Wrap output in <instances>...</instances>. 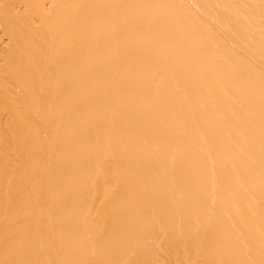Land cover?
<instances>
[{
	"label": "bare ground",
	"instance_id": "6f19581e",
	"mask_svg": "<svg viewBox=\"0 0 264 264\" xmlns=\"http://www.w3.org/2000/svg\"><path fill=\"white\" fill-rule=\"evenodd\" d=\"M16 1L9 5L16 4L13 8L20 16L1 7L0 17L7 27L2 30L16 43L15 51L28 47L36 60L27 85L28 90L38 88L28 94L31 106L57 113L54 119L61 133L49 141L53 152L45 169L54 166L49 184L52 182L51 189L57 194L49 197L56 198V203L53 198L49 201L54 200L58 207L57 211L51 209L53 214L45 208H40V213L45 215L43 220L48 214L49 221L54 216L56 226L50 221L52 229L50 224L49 230L45 227L47 234L58 225L52 233L60 231L65 237L55 235L59 241L63 239L60 243L51 233L47 236L48 240L56 238L53 243V239L39 241L43 229L39 228L38 235L31 229L35 230L41 215L33 212L35 216L29 218L37 221L31 224L25 217L28 212L23 214L25 209L18 204L20 214L29 221L24 220L25 226H35L27 225L28 234L24 235L35 236L24 244L28 260L21 254L24 249L17 251L22 260L14 254L19 261L12 256L7 258L9 263L156 264L154 258L162 255L172 260L165 264H180L181 260L187 264H246L245 238L240 241L229 235L237 237L238 231L254 226L262 231L264 264V61L258 57L264 54V0H38L37 7L35 0H28L32 8L42 11L37 12L44 20L35 23L43 25L38 30L48 31L39 43H29L24 34L26 17L28 20L38 10L31 8L32 3L27 9ZM16 6L22 9L17 11ZM24 12H29V18V14L22 17ZM44 42L58 47L47 54V67L59 66L61 70L40 77L45 69L37 60V50ZM64 47L67 54L63 56ZM3 74L5 71L0 72V86L5 91L8 86L14 88L3 93L14 96L8 97L12 103L4 100L12 104L9 110L20 109L15 121L21 143L32 141L38 151L41 141L37 133L23 129V122L33 117L26 112V100L18 101L23 88L15 91L12 73L10 80ZM11 77L14 83L9 82ZM3 112L0 118L7 116ZM39 116L47 118L45 113ZM104 120L111 124L103 127ZM5 129L4 133H10ZM112 131H120L121 137L101 140L103 133ZM4 140L6 145L0 149L8 145L5 149L9 150L8 137ZM33 145L29 155L34 153ZM105 151L113 165H105ZM18 161L24 162L23 158ZM19 162L25 169L27 164L23 167L25 163ZM16 180L18 184V177ZM11 187L4 184L5 194ZM255 192H262V197L251 198ZM13 196H8L10 202ZM0 197L3 203L4 196ZM255 204L259 205L256 209H249ZM13 210L8 211H12L11 217ZM44 211L49 212L47 216ZM18 216L14 220L23 219ZM41 219L44 226L46 220ZM2 225L0 229L6 230V224ZM4 231L0 234H8ZM4 239L6 245L8 238ZM146 241L148 246L155 243L165 255L154 257L156 248L152 247L151 258ZM126 250H135L136 255ZM53 255L56 261L51 263ZM13 259L17 263H12ZM163 259L159 264L166 261Z\"/></svg>",
	"mask_w": 264,
	"mask_h": 264
},
{
	"label": "rangeland",
	"instance_id": "374dc122",
	"mask_svg": "<svg viewBox=\"0 0 264 264\" xmlns=\"http://www.w3.org/2000/svg\"><path fill=\"white\" fill-rule=\"evenodd\" d=\"M7 1H10V0H7ZM6 1V2H7ZM14 1H16V0H14ZM14 1H12L13 2V4L15 3ZM18 1V4H21L20 2H22L23 3V7H25V8H27L28 6H30V4L32 3V2H30L29 4H28V0H27V5H26V2L24 1V0H21V1H19V0H17ZM16 1V2H17ZM33 1V0H32ZM38 0H35L34 1V4L36 5L35 7H37V3H35V2H37ZM3 2V3H2ZM4 2L5 1H1L0 0V12L1 11H3V9L1 10V7L3 8L4 6L5 7H7L10 11H11V13H14V14H16V15H19V13L18 12H16V10L13 8L14 6H12L13 4H12V2H11V7H9L10 5H9V3L7 2V4L9 5V6H7V5H5L6 4V2H5V4H4ZM24 2H25V4H24ZM69 3H72L71 1H68ZM2 3V4H1ZM2 5V6H1ZM21 6H22V4H21ZM21 6H19L20 8H21ZM33 7V3H32V6H31V8ZM16 8H17V11H20L21 9L20 8H18L17 6H16ZM42 7H40V9H41ZM13 9V10H12ZM20 9V10H19ZM28 9V8H27ZM30 9V8H29ZM32 9H34L35 11L36 10H38V8H32ZM31 9V10H32ZM34 10H32V12L34 11ZM28 10H25V12H27ZM35 11H34V13H35ZM42 12L41 10H38V11H36V14H33V15H31V17L29 18V16H30V14H29V12L27 13V15H28V20H27V15H25V12H24V15H22V17L23 16H25L26 17V21L28 22V23H26L27 24V28H25V30H24V34L25 35H27L26 37H27V39H28V41H29V43L31 42V43H39V42H41L42 40H43V38L45 37V35H47L48 34V31H39L38 29L39 28H41V27H43V25L41 26V24L42 23H39L40 25H37L38 23L37 22H40V21H44L43 20V18H42V15H40V14H38L37 12ZM31 13V12H30ZM2 15V13L0 14V16ZM20 16V15H19ZM42 18V20H40ZM3 20V16L2 17H0V26L2 27H0V54L2 55V56H0L1 58H0V67H2V68H0V72H2L3 73V71H5V74H3V75H1V76H3V78L5 77L6 79H9L10 80V73H12L11 75H13L12 77H13V79L15 80V83H14V81L12 80V77H11V81H9V82H13L14 83V85H11V86H15L16 87V89H15V91L17 90H19L21 87L23 88V94L21 95L20 94V99L21 100H18L19 102L21 101H23V103H24V100H26L25 101V103H27V104H25L24 103V106L25 107H27L28 109H26L27 111V113H28V115L29 116H33L32 118H31V120H27L28 122H23V129H24V127H25V129H27V128H31L32 130H34L36 133H37V139H38V141H41V144L38 146V148L40 147V149L38 150V151H36L35 150V146L33 145V143H31L32 141H26V142H24L23 141V143H21L22 141L21 140H23V138H21L19 135V133H17V132H19V129H18V127H16V123H17V121H15L16 120V117L18 116V110H20V109H18V110H16L15 111V109L14 108H10V110H9V106L11 107V99L12 98H14V96H10V94L9 95H7V97L6 96H3V95H5V94H3L4 93V91H5V89H4V87L2 88V86H0V106H1V108H0V114H2V112L3 111H5V112H3V114H4V116L7 114V116H10V117H7V116H5V117H7V118H9V119H11V121L8 119V121L6 120L7 118H5V117H3L2 115H1V117L2 118H0V119H2V120H0L1 121V124H0V141H1V138H2V136H6L7 135V133H4V131L6 132L7 131V129H5V128H9L8 130L10 131V133H8L9 135H7V137H8V140H6V141H9L8 143H10V145H11V147H10V145H9V150H6L7 149V147H8V145H7V147H5V148H3V149H0V171H2L3 173H1L0 174V189H1V192H3V193H0V195H2V196H4V199L2 200V202L3 203H0V204H2V205H0V206H3V207H1L0 208V225L1 226H3L2 224H4V226H5V224H6V230H8V228H7V226L9 227V231L7 232L5 229V231L4 230H2V229H0L1 230V232L2 231H4V232H7L8 234H0V237L2 236V241H0L1 243H3V240H5L4 238H8V240H7V243H6V245H4L5 244V242L3 243V244H1L0 243V245H2V248H3V250H2V248L0 247V257L2 258V256H3V253H2V251H5L4 252V254H5V257H3L4 259H2L1 261H0V264H4L5 262H7V264H10L11 263V261H10V263H9V260H11L12 259V256H13V258H16L17 259V262L21 259L22 260V256L24 257H26V260H28V258H27V256H26V254H25V252L27 251V249H25V243H27L28 241H27V239H29V238H31V237H33V235L34 234H31L32 236H30V235H28V236H30V237H26L24 234H25V232L28 234V232H27V230H26V227H27V229L29 230V228H28V226L27 225H29L30 226V223L29 224H27L26 226H25V222H29V221H26L23 217H24V215H21L22 213L23 214H25L26 212H28L27 214H26V219H28L29 218V216L30 217H32V216H35V213L32 215V213L33 212H37L38 213V216H42L43 214L42 213H40L42 210H44V208H45V210H47L48 209V211H50L51 209L52 210H54V209H56L58 206H56V198H53V197H49V196H55L56 194H57V192L55 193V190H54V187H53V189H51L52 188V186L51 185H53L52 184V182H51V184H49V181H50V179H51V177H52V170H53V167L54 166H52L51 165V168L48 170H46L45 169V162H46V160L47 159H49L52 155V152H53V147H52V144L49 142V141H51L52 140V138L51 137H54V135L55 134H59V133H61V130H58L57 128H58V126H59V124H58V122H55V115L57 114L56 112H51V110L48 108L46 111H37V110H35L34 108H33V106H31L32 104H33V102H32V100H30L29 98H32V97H28V94H31V92H34L35 90H37L38 88L37 87H35V88H32L33 90H28L27 89V85L30 83V81H31V79L33 78V75H32V73L34 72V65L36 64V60H34V59H32V57L30 56V54L28 53L29 52V48L28 47H25V48H23V50L21 51V52H23L22 54H21V52H18V51H15V49H16V47H15V45H13V43L14 44H16L13 40H12V38L10 39L9 38V36L11 37V35L9 34H6V32H7V30H6V32H4L5 30H4V28L5 29H7V27L5 26V25H3L4 23H5V21H2ZM40 20V21H39ZM2 21V22H1ZM35 23H37L36 25H35ZM43 23H45V22H43ZM31 24H33L34 26H32ZM4 31H3V30ZM63 29V28H62ZM9 33V32H8ZM43 33V34H42ZM45 34V35H44ZM5 35H7V36H5ZM13 42H12V41ZM12 43V45L14 46V49H13V46L12 45H10ZM40 46V48H39V50H37V52H38V57H39V59H37L40 63H41V65H42V67L45 69V71H43L42 72V74L40 75V77H45V76H52L53 74H55L56 73V71L58 72V71H60L61 69H60V67L59 66H48L47 67V63H46V58H47V54H49V53H51L52 54V52H56V50L58 49V47H56V46H54V45H52L51 43H49V42H44V43H42V44H39ZM7 46V48L6 49H8V51L5 49L4 50V48L3 47H6ZM10 46V47H9ZM9 47V48H8ZM12 50H14V51H12ZM12 52H14V53H12ZM18 52V53H17ZM35 52V51H34ZM4 53H5V55H4ZM11 54H12V56H11ZM25 54V55H24ZM37 53L35 52V55H36ZM60 54H62L63 56L65 55V54H67V48L66 47H64V48H62V50H61V53ZM58 55V54H57ZM57 55H54V56H57ZM263 56H264V54L263 53H261V54H259V60H263L264 61V58H263ZM21 57V58H20ZM9 58H11V59H9ZM16 59H17V61H16ZM69 59V58H68ZM15 60V61H14ZM18 60H20V61H18ZM63 60H64V58H63ZM2 62V63H1ZM4 62V63H3ZM19 62V63H18ZM15 63V64H14ZM9 65V66H8ZM14 65H15V67H14ZM21 66V67H20ZM26 66V67H25ZM29 66L31 67L30 69H28L29 68ZM33 67V68H32ZM47 67V68H46ZM5 69V70H4ZM8 69H9V71H8ZM13 69H15V71L13 70ZM12 70V71H11ZM29 71V73H28V71ZM32 70V71H31ZM22 71V72H21ZM14 72H16L15 74H18V75H16V76H14ZM18 72V73H17ZM8 73V74H7ZM20 73V74H19ZM31 73V74H30ZM7 74V75H6ZM27 74H29V77H28V75ZM34 74V73H33ZM8 78H7V77ZM22 76V77H21ZM30 76H32L31 77V79H30ZM17 79H16V78ZM2 77H1V79H3ZM26 80V81H25ZM30 80V81H29ZM1 81V80H0ZM5 82H7L8 83V85H10L9 84V82H8V80L6 81L5 80ZM4 81H2V83H1V85H4V83H5ZM18 82V83H17ZM22 82V83H21ZM6 83V84H7ZM5 84V85H6ZM24 85V86H23ZM7 86V85H6ZM5 86V87H6ZM10 86V87H11ZM8 88H9V86H8ZM6 88V91H8L9 89H11V88ZM18 88V89H17ZM8 89V90H7ZM12 90H14V88H12ZM12 90H10L11 92H13ZM5 91V92H6ZM16 93V92H15ZM2 95V96H1ZM17 95H19V94H17ZM24 95H26V96H24ZM8 97H12V98H8ZM15 97H16V95H15ZM18 97V99H19V96H17ZM22 97V98H21ZM24 97V98H23ZM3 98V99H2ZM26 98V99H25ZM4 99H7V101L9 100L11 103L9 104V103H7L6 102V100H4ZM3 101V102H2ZM8 101V102H9ZM15 101H16V98H15ZM29 103V104H28ZM5 104H6V107H5ZM3 106V107H2ZM8 107V108H7ZM6 110H5V109ZM24 108V107H23ZM2 109H4L3 111H2ZM18 111V112H17ZM30 111V112H29ZM12 112V113H11ZM6 113V114H5ZM24 113H25V111H24ZM30 113H31V115H30ZM45 113V115H46V117L47 118H43V119H41L40 117L41 116H39V115H42V114H44ZM9 114V115H8ZM16 115V116H15ZM33 119V120H32ZM4 120H6V121H4ZM13 121V122H12ZM30 121V122H29ZM5 122H7L6 124H9L10 123V126H7V125H5ZM9 122V123H8ZM110 125L111 124V122L110 121H106V120H104L103 121V127L105 126V125ZM11 125H12V127H11ZM14 126V127H13ZM240 128H242V127H240ZM13 129V130H12ZM15 129V130H14ZM243 129V128H242ZM13 133V134H12ZM12 135V136H11ZM16 135V136H15ZM114 135L115 136H119V137H121V132L119 131V133L118 132H115V133H113V131L111 132V133H108V134H105V133H103V136H102V138H101V140H103L104 139V137H106V138H111V137H114ZM7 137H3L4 139H6ZM4 139H2V141L0 142V148H2V147H4L6 144H4V142L3 141H5ZM21 139V140H20ZM3 142V144L4 145H2L1 143ZM5 143H7V142H5ZM7 143V144H8ZM22 144V145H21ZM34 146L33 147V151H34V153L32 154V155H29V150H30V148H31V146ZM21 147H22V150H21ZM5 149V150H4ZM17 149V150H16ZM107 149V148H106ZM19 150V151H18ZM106 153H105V165H109L110 164V162H111V164L113 165V161H112V159H111V157H109L108 156V153H107V151H105ZM23 155V156H22ZM28 157H30L29 159H31L32 161H33V163H30L29 162V159H28ZM17 158V159H16ZM22 158H23V160H24V162H22V161H18L19 163H20V165H22V163L24 164L23 165V167L24 166H26V164H27V166L25 167V169L24 168H22V166L20 167V166H18V162H17V160H22ZM25 158V159H24ZM102 158H103V155H102ZM119 163H120V161H119ZM142 163H145V160H144V157L142 158ZM17 164V165H16ZM18 166V168H16ZM14 169V168H16L17 170H15L14 169V173H15V176H12L13 175V170L12 169ZM20 168H22V169H20ZM20 170H24L22 173H23V175H21V176H19V171ZM71 171V170H70ZM213 172H215L216 173V170H215V168L213 169ZM21 174V173H20ZM217 174H218V172H217ZM76 175H78V174H76ZM63 176V174L61 175V177ZM14 177V178H13ZM17 177H18V184H15V183H17V180L15 181V179H17ZM21 177V179H19ZM224 177L226 178V176H225V174H224ZM14 180V181H13ZM25 180V181H24ZM14 183H13V182ZM55 181V180H54ZM1 182H3L4 184H5V186H7L8 187V185H10V187L11 188H7V189H11V191L10 190H8V191H10V193H7V194H5L6 192H5V189H3V187H4V184H2ZM9 182V183H8ZM10 182H11V184H10ZM25 182V183H24ZM55 184H56V181L54 182ZM8 184V185H7ZM2 185H3V187H2ZM15 185V186H14ZM14 186V187H13ZM23 186H25V188H23ZM51 186V187H50ZM55 187H56V185H55ZM15 188V189H14ZM23 190H21V189ZM48 188H50V189H48ZM14 191H13V190ZM17 189V190H16ZM93 189V188H92ZM94 189L95 190H97V191H99L98 190V188L97 187H94ZM93 189V190H94ZM26 191V194L27 193H29V195L27 194H25V191ZM90 190V189H89ZM94 190V192H97V191H95ZM248 190H249V194H251V190H250V188H248ZM7 191V190H6ZM7 191V192H8ZM21 191V192H20ZM50 191H51V193H50ZM14 192V193H13ZM22 192H24V193H22ZM15 193H16V195H15ZM20 193H22V194H20ZM9 194V195H8ZM50 194H52V195H50ZM6 195H8V196H13L12 197V199H11V202H10V199H8V196L6 197ZM21 195V196H20ZM24 195L26 196V198L24 197ZM71 195H73V194H70V197H71ZM19 196V197H18ZM21 197V198H20ZM49 197V198H48ZM94 197H96V198H98L97 196H94ZM100 197V196H99ZM260 197H262V192H255V194L253 193L252 195H251V198H260ZM3 198V197H2ZM13 198H18L17 200H15V201H17V203L15 202V201H13ZM45 198V199H44ZM46 198H48V202L49 203H51V205L50 204H48L47 205V203L48 202H45V201H47L46 200ZM50 198H53V199H55V203H54V200L51 202V201H49V199ZM72 198V197H71ZM21 199H22V201H21ZM24 199V200H23ZM9 200V204H8V201ZM45 200V201H44ZM0 201H1V197H0ZM23 201H25V205H24V203H22ZM7 202V203H6ZM15 202V203H14ZM8 204L7 206H6V204ZM10 203L12 204L11 206H12V208L14 209L13 211L15 212V214H13V216L14 217H11V215L9 214L10 212H12V211H10L9 213H8V211L10 210V209H12L11 208V206H10V208L8 207L9 205H10ZM18 204H19V206H21V205H23V207H24V211L25 212H23V209L21 210V208L20 209H18L19 208V206H18ZM52 204L54 205L55 204V206H52ZM170 205L171 206H173V204L172 203H170ZM4 206H6L5 208H4ZM18 206V207H17ZM39 206V207H38ZM51 206L52 207H55V208H51ZM175 206V205H174ZM259 205H252L249 209H256L257 207H258ZM7 207H8V211H5L4 212V209L5 210H7ZM22 207V208H23ZM34 207H36V209L35 210H37V211H35L34 209H32V208H34ZM213 208H217L216 207V204H214L213 206H212ZM4 208V209H3ZM42 210H41V209ZM97 209H98V207H97ZM177 209H178V207H177ZM22 211V213L21 212H19V211ZM34 210V211H33ZM40 210V211H39ZM51 210V211H52ZM29 211H31V213H29ZM48 211H44V214H46V216H47V214L49 213ZM50 211V212H51ZM54 211H57V210H54ZM95 211V210H94ZM97 211V210H96ZM95 211V212H96ZM13 212V213H14ZM43 212V211H42ZM46 212V213H45ZM100 212V211H99ZM106 212H108V210L106 211ZM4 213H6L5 215L6 216H8V214H9V216H8V218L5 216V218H4ZM21 213V214H20ZM20 215V217L18 216V218H23L22 220H14V219H17V215ZM28 214H30V215H28ZM52 214H53V211H52ZM194 214L196 215V213L194 212ZM258 215H259V217H261L260 216V212L258 211V213H257ZM37 215V214H36ZM38 216H37V218H38ZM39 217V223L38 224H36V222L35 221H37V220H33L32 218H29V219H31V224H36L35 226H36V228H35V226H33L34 228H35V230L34 229H31V230H33L32 232L33 233H35V235H38L36 232L38 231V233L39 234H41L42 232H43V237H42V235H41V240H39V241H43L44 239H47L46 241L44 240L43 242L45 243H47V241L49 242V240L50 241H52L51 239H53L54 237H56L57 239H58V237H59V239H61V238H64L65 237V235L63 236L62 234H61V236H60V231L58 232V233H56V234H54L55 233V231H54V229L56 230V228L58 227V225H57V227H55L56 226V223H54L55 222V220H53L52 221V217H54V216H52L51 215V219H50V221H52L54 224H55V226H54V224H53V231H48V233L50 234H47L46 232V229H45V227L47 228V226L50 224V221H49V219L47 218V217H49L50 218V214H48V216L46 217V218H44V220H48L47 222H49L47 225H46V221L45 222H43L44 220H43V217H45V215L44 216H42V217ZM10 217V218H9ZM42 218V219H41ZM36 219V218H35ZM40 219H41V221L43 222V224H44V226L41 224V222H40ZM181 220L183 219V215L181 216V218H180ZM215 218H213V220H214ZM24 220H25V222H24ZM84 220V219H83ZM33 221L35 222V223H33ZM51 222V223H52ZM39 227H38V226ZM41 226H43V228L41 227ZM32 227V225L30 226V228ZM32 227V228H33ZM50 227H51V224H50ZM39 228H41V230L39 229ZM51 229H52V227H51ZM25 230V231H24ZM30 230V231H31ZM47 230H49L48 228H47ZM11 231V232H10ZM39 231H41V233L39 232ZM3 232V233H4ZM52 232H54V233H52ZM56 232H57V230H56ZM44 233H45V236H44ZM54 234V235H52V234ZM61 233H63L62 231H61ZM261 233H262V231L260 230V228L259 227H251L249 230H247V231H238L237 232V237H234L233 236V234L231 235H229V236H231L232 238H234V239H236V240H242V239H244L245 238V241H244V251H245V260H246V264H263V258H262V255H263V253H262V245H261ZM57 234H59V235H57ZM34 235V236H35ZM47 235H49V236H51L52 235V237L53 238H51V237H49V238H51V239H49L48 240V236ZM55 235H57V236H55ZM4 237V238H3ZM15 237V239H13ZM39 237H40V235H39ZM44 238V239H43ZM55 238V239H56ZM40 239V238H39ZM43 239V240H42ZM55 239H53V241H52V243L54 242V240ZM59 239L57 240L58 242H60L59 241ZM19 240V241H18ZM57 241H56V243H54L55 245H57ZM62 241H63V239H62ZM62 241L60 242V243H62ZM147 241H149V240H147ZM147 241L145 242L146 243V247H149L150 246V244L152 243L153 244V242H150L149 243V246L147 245L148 243H147ZM17 242V243H16ZM43 243V244H44ZM60 243H58V245L57 246H59V244ZM157 245V244H156ZM4 246V247H3ZM186 247H187V245H185ZM152 247H155L157 250L159 249V247H157V246H155V243H154V246L152 245V246H150L149 248H150V250H149V256L152 258L153 257V255H154V257L155 256H158V254H161V253H163L164 254V252H161V251H159L158 253L157 252H155V248H152ZM27 248V247H26ZM139 248V247H138ZM137 248V249H138ZM5 249V250H4ZM25 249V251H22V250H24ZM29 249V248H28ZM137 249H135L136 251H137ZM154 250V251H152V250ZM2 250V251H1ZM124 250V249H123ZM135 250L134 251H130V250H126L127 252L128 251H130L129 253H131L132 254V252H134V254L136 255V253H135ZM139 250V249H138ZM156 250V251H157ZM7 251H9V253H8V255H9V257H8V255H7ZM21 252L22 251V256H21V254L20 253H18V252ZM151 251L154 253H151ZM15 252H17V253H15ZM155 253H157V254H155ZM14 254H18V255H20L21 257H19V256H16V255H14ZM25 254V255H24ZM130 254V255H131ZM133 254V257L135 256ZM151 254H153V255H151ZM2 255V256H1ZM6 255H7V257H6ZM69 255H70V251H69ZM127 255V254H126ZM129 255V254H128ZM165 255V254H164ZM132 256V255H131ZM160 256H162V255H160ZM159 256V259H155L154 257V260L156 261V264H159V262L161 263V259H163V258H165V257H160ZM17 257H19V260H18V258ZM44 257V256H43ZM52 257H54L53 258V260H52V262L51 263H53V262H55L56 261V256H52ZM97 257V256H96ZM95 257V258H96ZM128 257V256H127ZM149 257V258H150ZM0 258V259H1ZM7 258H11V259H7ZM158 258V257H157ZM161 258V259H160ZM6 259H7V261H6ZM16 259L14 260L13 259V262L12 263H17L16 262ZM31 259V258H30ZM54 259H55V261H54ZM228 259H229V256H228ZM230 259H232L233 260V258H231L230 257ZM164 260V259H163ZM166 260V261H165ZM165 262H163V264H165L168 260H167V258H165ZM222 260H224L223 258H222ZM3 261H5L4 263H3ZM15 261V262H14ZM24 261H25V258H24ZM149 261V260H148ZM154 261V262H155ZM169 261H172V260H169ZM168 261V262H169ZM182 261V260H181ZM181 261L179 262L180 264H181ZM184 261V260H183ZM182 261V262H183ZM21 262V261H20ZM20 262L18 263V264H20ZM148 262H146V264H147ZM174 263V262H173ZM172 263V264H173ZM184 264L186 263V262H183ZM182 263V264H183ZM169 264H171V263H169ZM174 264H176V262L174 263ZM187 264V263H186Z\"/></svg>",
	"mask_w": 264,
	"mask_h": 264
}]
</instances>
